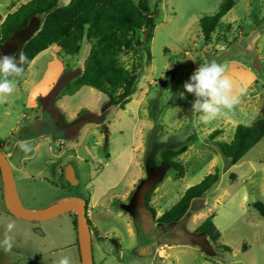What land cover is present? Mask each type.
I'll list each match as a JSON object with an SVG mask.
<instances>
[{"label":"rangeland","instance_id":"rangeland-1","mask_svg":"<svg viewBox=\"0 0 264 264\" xmlns=\"http://www.w3.org/2000/svg\"><path fill=\"white\" fill-rule=\"evenodd\" d=\"M30 1L0 0V15ZM68 1L59 0V5ZM148 1L157 26L155 37L149 46L121 57L127 68L143 64L125 110L112 106L95 89L83 88L70 96L65 94L67 86L57 91L65 74L83 72L91 52L86 40L76 56L57 55L50 48L16 77L12 94L0 95V147L13 168L22 204L26 210L29 206L45 209L69 198L90 202L94 196L97 204L88 208V215L98 232V237L93 235L95 264L166 263L168 255L176 264H264V217L254 208L256 203L264 206V139L236 166L209 141L210 134L221 130L218 141L229 143L239 125H251L264 116V0H234L235 7L211 42L203 36L200 22L215 16L227 0ZM0 53L18 51L15 45H6ZM211 61L225 65L226 75L247 92L232 110H223L205 124L192 110L197 98L186 92L181 98L179 93L200 64ZM41 121L52 133L51 140L36 128ZM20 140L28 141L33 151L20 150ZM183 146H189L180 158L187 173L175 180L161 152ZM69 165L79 181L76 187L65 179ZM217 168L220 182L198 200L196 206L206 209L198 221L188 223L194 209L174 226L154 221L145 203L155 187L161 185L166 201L152 200V207L168 211L187 189ZM131 189L136 193L127 197ZM241 192L248 195L245 206ZM6 198L0 169V239L9 222L16 224L14 254L0 251V264H55L65 255L71 264H82L74 212L50 220H23L11 213ZM215 204L214 221L222 241L219 246L210 242L208 249L201 244L205 237L190 236ZM163 244L174 247L159 252Z\"/></svg>","mask_w":264,"mask_h":264},{"label":"trees","instance_id":"trees-1","mask_svg":"<svg viewBox=\"0 0 264 264\" xmlns=\"http://www.w3.org/2000/svg\"><path fill=\"white\" fill-rule=\"evenodd\" d=\"M235 5L234 0H227L215 16L201 20L200 25L207 42H211L212 35ZM33 17L43 18V27L22 51L27 58L22 63L23 73L48 49L53 47L60 55L76 56L86 40L91 46L89 59L75 83L67 85L69 90L66 96L77 94L83 88L95 89L112 106L125 110L131 102L143 64L134 63L131 68H127L121 63V57L136 52L139 47L145 48V45L149 46L153 41L157 26L149 1L71 0L68 5L60 6L59 0H32L13 13L0 15V44H7L11 36L26 28ZM105 131L108 132L107 129ZM221 135V130L214 131L209 141L231 165L236 166L264 139V116L251 125H239L229 143L218 141ZM187 150L188 146H184L177 151L166 150L161 153L162 160L173 169L176 179L186 176V167L179 161V157ZM231 181H236V175H231ZM219 182L220 172L217 168L215 173L189 188L182 199L161 217L157 216L156 209L152 207V192L146 197V208L157 224L177 225L194 203L205 199ZM254 208L264 217L262 204L256 203ZM89 223L93 235L98 237L96 228L90 220ZM75 225L78 227L77 220ZM191 235L203 236L216 246L222 241V232L216 226L214 216L206 219ZM225 249L230 251L228 247Z\"/></svg>","mask_w":264,"mask_h":264},{"label":"clouds","instance_id":"clouds-1","mask_svg":"<svg viewBox=\"0 0 264 264\" xmlns=\"http://www.w3.org/2000/svg\"><path fill=\"white\" fill-rule=\"evenodd\" d=\"M27 58L20 54L0 53V95H10L14 92L16 81L12 79L22 72L21 64ZM181 98L185 92L193 94L197 99L192 105L193 113L199 114L202 123H209L223 114V110H232L240 103L246 94V87H237L233 80L226 75V66L216 61L202 63L191 75L190 80L183 85ZM25 154L33 151L32 145L25 140L17 142ZM14 222L6 225L3 239H0V251L9 255L14 254L15 242L13 231ZM55 264H71L70 258L61 256Z\"/></svg>","mask_w":264,"mask_h":264},{"label":"water","instance_id":"water-1","mask_svg":"<svg viewBox=\"0 0 264 264\" xmlns=\"http://www.w3.org/2000/svg\"><path fill=\"white\" fill-rule=\"evenodd\" d=\"M42 27L43 22L41 19L39 17H33L26 28L11 36L7 45H15V48L17 47L18 54H22L25 45L41 31ZM0 169L5 180L9 209L13 215L23 220H50L64 213H76L78 217L79 246L82 264H95L93 234L89 223L87 201L81 198H69L42 212L31 213L26 210L22 204L13 168L1 147ZM65 179L72 187L79 185L76 172L70 165L66 168ZM113 243L115 244L117 250H119V243L115 240ZM170 263H172V261L168 260L165 264Z\"/></svg>","mask_w":264,"mask_h":264},{"label":"crops","instance_id":"crops-1","mask_svg":"<svg viewBox=\"0 0 264 264\" xmlns=\"http://www.w3.org/2000/svg\"><path fill=\"white\" fill-rule=\"evenodd\" d=\"M71 1V0H70ZM70 1H68V4L70 3ZM7 45V44H6ZM6 45H1L0 44V49H1V51H4L5 49H6ZM8 46V45H7ZM50 49H48L47 51H45V52H43L42 54H40L39 56H41V55H43L44 53H46V52H48ZM56 54L57 55H60L57 51H56ZM56 54H55V57H56ZM18 55V54H17ZM39 56L33 61V63L31 64V66H30V68L36 63V61H37V59L39 58ZM21 66V68H22V64L20 65ZM29 68V69H30ZM22 71H23V69H22ZM19 75H23V72H21ZM79 75H74V74H69V75H64L63 76V78H62V80L59 82V85H58V88H57V91L60 93V92H62V90H63V88L64 87H66L70 82H72L75 78H77ZM16 77L17 76H14V77H12V79H16ZM145 96H148L147 95V93H145ZM36 128L39 130H41V132L42 133H44V139L45 140H51L52 139V133L50 132V131H48L47 130V125L46 124H43L42 123V121L41 122H39V123H36ZM211 143V142H210ZM212 144V143H211ZM184 147V146H183ZM193 146H191L190 148H192ZM182 148V147H181ZM181 148H179V149H181ZM179 149H177V150H179ZM177 150H174V151H177ZM188 151H189V146H188V150H187V152L186 153H184V154H182L180 157H179V161L181 162V160H180V158L182 159V157L183 156H185L187 153H188ZM162 153V152H161ZM221 153V152H220ZM162 159V158H161ZM229 161V160H228ZM231 164V163H230ZM233 166V165H232ZM174 178H175V175H174ZM206 178V177H205ZM184 179V178H183ZM175 180H177L176 178H175ZM68 183V182H67ZM191 186V185H190ZM189 186V187H190ZM160 187H161V185L159 184L158 185V187H155L154 189H153V191H152V195H153V197H152V200L154 201V202H158V201H162L163 203L166 201V194H165V192L164 193H161L162 192V190L160 189ZM191 188V187H190ZM188 190V189H187ZM186 190V191H187ZM185 191V192H186ZM134 193H136L134 190H129V191H127V197H132V196H134ZM185 194V193H184ZM183 194V195H184ZM183 195L180 197L181 199H182V197H183ZM238 195V194H237ZM239 196H240V198H241V200H240V202H241V205L242 206H245L246 205V203H247V201H248V195H247V193L246 192H241V193H239ZM222 197H224V195L223 196H220V197H218V199L216 200V203H218V202H220L223 198ZM237 197V196H236ZM235 197V198H236ZM235 198H233V200H235ZM180 199V200H181ZM158 200V201H157ZM153 201H151V204H153ZM197 202L198 201H196L195 203H194V205L192 206V208L190 209V211H189V213L192 211V209H194V212H193V214L190 216V219L188 220V223L189 222H196V221H198L200 218H201V216H202V212H204V210H206V209H204L205 208V206L204 205H202V204H198V206H196L197 205ZM6 203H7V205H8V207H9V203H8V199L6 198ZM58 204V203H57ZM57 204H55V205H57ZM97 204V200H96V198L94 197V196H91L90 197V202H88V208L90 207V206H92V208H94L95 207V205ZM55 205H51V207H47V208H38V207H26L27 208V210L29 211V212H31V213H39V212H42V211H44V210H47L48 208H52V207H54ZM205 205H207V203L205 204ZM216 207V204L214 205V207H211V208H209L208 209V213L210 214V216H214V220H216V218H217V213H214V208ZM156 209V208H155ZM165 212H167V211H157V216L158 217H161ZM189 213L186 215V217L182 220V222H184V220L189 216ZM209 216V217H210ZM208 217V218H209ZM181 222V223H182ZM215 222V221H214ZM158 225H160V224H158ZM165 226H167V225H165ZM217 226V225H216ZM218 227V226H217ZM219 228V227H218ZM221 230V229H220ZM192 236V235H191ZM190 236V238L191 239H193V236L191 237ZM202 242L203 243H201L202 244V247H207L208 249H210V247L208 246V244L210 243V241L207 239V238H204V240H202ZM171 244V243H170ZM170 244H163V245H161V247H160V249L158 250L159 252L162 250V249H167V248H169V249H172L174 246H172V245H170ZM162 253H165V251L164 252H162ZM17 257H19L20 259H22L23 257L22 256H20V255H17ZM168 260H171L172 261V264H176L175 263V261L171 258V256L170 255H168V257H167V259H166V262L168 261ZM153 264H165L164 262H159V263H153Z\"/></svg>","mask_w":264,"mask_h":264},{"label":"flooded vegetation","instance_id":"flooded-vegetation-1","mask_svg":"<svg viewBox=\"0 0 264 264\" xmlns=\"http://www.w3.org/2000/svg\"><path fill=\"white\" fill-rule=\"evenodd\" d=\"M15 49H17V47L15 48ZM69 184V183H68ZM70 185V184H69ZM71 186V185H70ZM88 203V202H87ZM89 206V205H88ZM88 206H87V211H88ZM75 215H77L76 213H74ZM93 234V233H92Z\"/></svg>","mask_w":264,"mask_h":264},{"label":"bare ground","instance_id":"bare-ground-1","mask_svg":"<svg viewBox=\"0 0 264 264\" xmlns=\"http://www.w3.org/2000/svg\"><path fill=\"white\" fill-rule=\"evenodd\" d=\"M170 264H172V263H170Z\"/></svg>","mask_w":264,"mask_h":264}]
</instances>
